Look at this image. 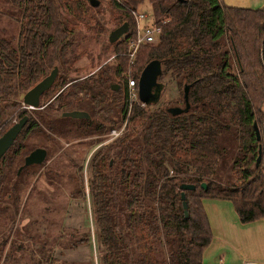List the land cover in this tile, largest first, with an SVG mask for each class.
<instances>
[{
    "label": "trees",
    "instance_id": "16d2710c",
    "mask_svg": "<svg viewBox=\"0 0 264 264\" xmlns=\"http://www.w3.org/2000/svg\"><path fill=\"white\" fill-rule=\"evenodd\" d=\"M6 1L20 14L14 16L17 33L0 35V135L23 116L28 119L0 158L2 264H53L57 249H74L92 240L101 249L98 264H202L212 237L204 198L230 201L242 224L264 218V9L227 7L222 0H108L116 25L126 23L129 36L135 29L131 11L145 3L161 33L155 42L139 46L132 67L125 54L127 43L119 39L111 43L112 66L76 80L67 78L77 71L72 65L79 56L69 51L78 24L92 22L99 7H91L89 0ZM154 59L161 65L158 82L171 83L177 97L143 105L130 102L128 77L137 87L141 70ZM55 65L59 72L40 101L56 86L64 88L55 96L58 115L46 119L38 112L41 103L38 109H28L21 95ZM116 85L119 89L113 90ZM186 85L189 109L171 115L168 107L184 106ZM115 109L119 121L130 127L90 158L88 213L93 225L69 229L52 220L51 209L46 210L49 217L43 209L25 216L27 200L21 191L28 187L26 174L43 163L23 166L31 150L28 138L41 135L55 144V132L100 135L116 129L111 116ZM69 111L88 116H62ZM259 145L261 160L255 167ZM227 161L229 172L221 178L220 165ZM78 168L81 172L82 166ZM181 184L194 189L181 190ZM70 195L84 197L83 186ZM45 219L49 224H43ZM12 228L15 238H10ZM63 235L68 244H63ZM12 247L27 257H14Z\"/></svg>",
    "mask_w": 264,
    "mask_h": 264
},
{
    "label": "rangeland",
    "instance_id": "374dc122",
    "mask_svg": "<svg viewBox=\"0 0 264 264\" xmlns=\"http://www.w3.org/2000/svg\"><path fill=\"white\" fill-rule=\"evenodd\" d=\"M97 1L99 2V9L93 12L95 14V19L88 24L80 22L77 26L78 29L75 34L73 48L69 51L72 52V56H79L72 65V68L77 69V71H70L67 79L80 80L96 72L100 67L112 66L115 62L113 58L114 46L108 42V36L109 33L119 25H116L115 20L109 12L108 0ZM137 10L146 13L149 18L148 21H152L151 7L147 3L138 7ZM18 13L19 10L12 7L8 1L0 0V35L10 37L17 33L18 23L14 20V16H18L20 14ZM95 21L98 22V26L95 25ZM164 83L159 99L169 102L177 97V91L171 83L166 81H164ZM62 87L64 88V86L61 85L56 86L49 96L44 97L40 101V105L42 106L38 109V112L44 114L46 119L58 115V112L54 111L53 108L57 105L55 96ZM123 89L122 87L120 93H123ZM111 116L117 121L115 128L117 131H121L119 135L129 129V123L119 121L120 118L116 109ZM73 129V127L61 128L62 131H70ZM111 130L105 131L100 135L87 137L75 136L74 132H69L66 136H64L65 134L59 135V132H55L54 136L57 138L55 144L41 135L29 137L28 149L32 151V149L42 146L47 150V155L40 166L29 170L26 174L28 187L21 191L22 200H27L24 207L26 214L24 213V215H38V212L43 209L44 214L48 216L46 210L50 211L51 209L52 215H50V217H52L54 222L59 220V223L66 226L65 218L68 216L67 228L69 229L75 230L85 228L86 225H93L92 216L88 213L89 161L96 150L102 145L109 144L116 138L108 135ZM22 160L23 158H21V161ZM229 163L230 161H227V163L225 162L220 165L219 175L221 178H224L228 174ZM78 166H82L81 172H79ZM81 186L84 188L85 196L77 195L72 197V195H70L71 191ZM29 189H31V191H29ZM28 193L31 194L30 198ZM67 203V213L66 216H64V204ZM17 218L18 217L15 218V221H17ZM1 221L2 218L0 216V222ZM48 221V219H45L43 224H49ZM25 222L26 220L24 223ZM80 231H82V229ZM70 232L67 231L66 233L68 234ZM0 233H5V230L0 228ZM10 234V238H15V236H17L14 228H12ZM1 238L2 235H0V240ZM62 240L64 242L63 244L69 243V238L65 235H63ZM23 243L29 244L26 243L24 239ZM16 244H18V242H16ZM13 248L14 247L11 249ZM13 251H15V254H13L16 258L21 255L27 257L24 251L18 252L15 248ZM100 253L101 249L97 248L95 242L93 244V240L89 244L80 245L72 250H68V252L65 249L62 253L55 251V254H57V257L60 259L63 256V261H65L64 264H68L67 262L69 261H73L72 264H98ZM34 255L39 256L37 252H35ZM1 262L0 264H2Z\"/></svg>",
    "mask_w": 264,
    "mask_h": 264
},
{
    "label": "crops",
    "instance_id": "0c3cea01",
    "mask_svg": "<svg viewBox=\"0 0 264 264\" xmlns=\"http://www.w3.org/2000/svg\"><path fill=\"white\" fill-rule=\"evenodd\" d=\"M222 3L227 7L264 9V0H222ZM262 110L264 112V103ZM202 204L212 234L202 253V264H264V218L242 224L230 201L204 198ZM65 220V225L68 226V216ZM65 250L68 252L72 249ZM58 251L62 253L64 249H57L56 252ZM54 256L56 261L53 264L65 263L63 256L61 259L57 254Z\"/></svg>",
    "mask_w": 264,
    "mask_h": 264
},
{
    "label": "water",
    "instance_id": "95a60500",
    "mask_svg": "<svg viewBox=\"0 0 264 264\" xmlns=\"http://www.w3.org/2000/svg\"><path fill=\"white\" fill-rule=\"evenodd\" d=\"M89 4L91 7L99 6V2L97 0H89ZM127 32H128V26L126 23H123L109 33L108 41L110 43H113L119 40ZM160 73H161V65L160 62L156 59L149 61L141 70L137 83L138 99L141 103L149 104L158 101L160 92L163 89V84L158 82L157 80ZM57 74H58V67L55 65L46 76H44L41 80H39L34 86H32L22 95L21 100L23 106L28 109H38L40 104V96L50 88ZM111 88L113 90H118L119 85L111 86ZM188 90L189 87L186 85L183 89L184 106L168 107L167 108L168 113H170L171 115H178L180 113L186 112L189 109ZM62 116L80 118V117H87L88 115L87 113L82 111H69L62 113ZM27 119H28L27 116H23L18 121L14 122L5 132H3L0 135V158L12 145L13 141L18 136L19 132L27 122ZM253 128L255 131L256 139L259 140L260 133L256 123L253 124ZM261 153H262V149H261V145H259L258 155L255 161V167H257L258 164L260 163ZM46 155H47V151L45 148L42 147L34 148L24 157L23 166L41 164L45 160ZM22 167H20L19 170ZM202 187L205 188V185L202 184ZM180 189L193 190L194 185L181 184ZM181 199H182L184 215L187 216V205L184 200L183 193L181 194Z\"/></svg>",
    "mask_w": 264,
    "mask_h": 264
},
{
    "label": "built area",
    "instance_id": "2783aa9c",
    "mask_svg": "<svg viewBox=\"0 0 264 264\" xmlns=\"http://www.w3.org/2000/svg\"><path fill=\"white\" fill-rule=\"evenodd\" d=\"M131 13L135 20L134 32L132 36H129V32H127L120 38L125 40L127 43V50L125 54L128 57L129 67L134 65L135 55L139 46L145 43L155 42L161 33V27L159 25L152 24V21L149 22V18L146 13L138 10H132ZM127 76H131L130 69L127 71ZM126 94L130 102L139 101L136 81L132 77H128L127 79ZM141 104L143 105V103ZM120 133L121 131L112 129L108 135L114 138Z\"/></svg>",
    "mask_w": 264,
    "mask_h": 264
}]
</instances>
